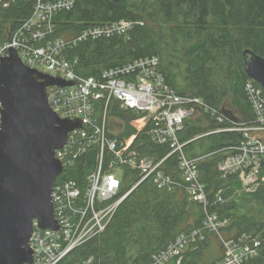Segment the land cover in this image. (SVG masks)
I'll return each mask as SVG.
<instances>
[{
	"label": "trees",
	"instance_id": "obj_1",
	"mask_svg": "<svg viewBox=\"0 0 264 264\" xmlns=\"http://www.w3.org/2000/svg\"><path fill=\"white\" fill-rule=\"evenodd\" d=\"M0 1L1 45L32 15L37 0ZM73 2V7L55 15L53 37L68 39L87 28L120 20L144 22L127 35L88 37L66 49L63 55L77 61L78 74L99 77L104 70L157 56L167 83L178 94L201 97L219 114L224 108H234L239 123L255 119L246 92L250 78L243 52L251 49L264 57V0ZM113 111L125 115L117 107ZM235 126L229 117L219 121L212 112H202L197 118L186 120L180 139L186 143L188 157L201 158L199 170L208 208L223 223L221 235L228 239L249 235L259 240L257 254L247 264H264V161L259 186L254 191L246 190L238 173L223 176L219 171V163L236 154L235 148L245 139L240 131L223 130ZM260 135L264 137V133ZM118 137L136 145L142 155L159 159L169 152L167 145L151 143L136 124L125 122ZM97 153L98 148H92L79 156L65 170L61 181L75 180L83 185L86 174L96 166ZM166 164L178 176L176 156H171ZM124 173L119 197L130 192L104 231L73 249L58 264H80L91 257L92 264H146L181 232L202 227L205 206L194 201L185 189L158 188L153 178L138 184L141 178L136 170L127 168ZM56 182H60L58 178ZM205 235V240L188 246L180 264H215L221 259L213 254L204 259V249L211 245L210 236L218 237L211 231Z\"/></svg>",
	"mask_w": 264,
	"mask_h": 264
},
{
	"label": "built area",
	"instance_id": "obj_2",
	"mask_svg": "<svg viewBox=\"0 0 264 264\" xmlns=\"http://www.w3.org/2000/svg\"><path fill=\"white\" fill-rule=\"evenodd\" d=\"M73 4V0H37L32 15L23 26L0 45V61L8 55L10 48H14L27 66L75 82L71 86L48 87L49 103L58 116L80 119L83 124V127L72 130L66 145L55 152L63 163L62 173L87 150L98 148L96 166L86 174L83 185L68 179L54 185L52 196L59 229L42 228L34 219L30 240L34 264H58L73 249L104 231L130 192L119 197L127 168L139 173L141 179L138 184L153 178L158 188L168 191L185 189L194 201L205 206L202 227L181 232L146 264H180L188 246L205 240L207 231L215 232L223 247V255L215 264H247L257 254L260 241L249 235L230 239L221 235L223 223L208 208L205 184L199 170L201 158L188 157L186 143L180 139V132L189 118H197L202 112H212L219 121L228 119V116L223 111L219 114L201 97L178 94L167 83L157 56L104 70L99 77L78 74L75 71L77 61L68 60L63 55L66 49L88 37L97 39L115 34L127 35L136 25H143L144 22L120 20L87 28L68 39L53 37L55 15L70 9ZM246 92L255 119L251 123L235 122V127L223 129L240 131L245 139L235 148L236 154L219 163V171L223 176L238 173L246 190L254 191L259 186L264 161V137L260 135L264 133V88L250 78L246 83ZM116 107L141 114L142 118L134 124L139 126L140 131H145L151 143L167 145L169 152L159 159L142 155L136 145L119 139L125 123L116 117L113 111ZM2 110L0 99V132ZM173 155L177 158L178 176L170 172L166 164ZM117 171H121L120 177ZM92 263L91 257L80 264Z\"/></svg>",
	"mask_w": 264,
	"mask_h": 264
},
{
	"label": "water",
	"instance_id": "obj_3",
	"mask_svg": "<svg viewBox=\"0 0 264 264\" xmlns=\"http://www.w3.org/2000/svg\"><path fill=\"white\" fill-rule=\"evenodd\" d=\"M243 55L247 75L264 88V57L251 49ZM74 83L27 66L14 48L0 61V264H34V219L59 229L52 192L64 166L55 152L83 124L58 116L48 87ZM222 111L239 122L232 110Z\"/></svg>",
	"mask_w": 264,
	"mask_h": 264
},
{
	"label": "rangeland",
	"instance_id": "obj_4",
	"mask_svg": "<svg viewBox=\"0 0 264 264\" xmlns=\"http://www.w3.org/2000/svg\"><path fill=\"white\" fill-rule=\"evenodd\" d=\"M0 5H2V2H0ZM232 110L236 113V115H238V112L236 109L232 108ZM121 111H123L122 113H124L125 115H121L118 112H116L115 115H116V117L121 118L124 121V123L128 122L129 124H134L137 122V120L142 118L141 114H136V113L129 111V110H121ZM117 133L119 134V131H117ZM150 156H153V155H150ZM67 169H69V168H67ZM67 169H66V171H67ZM66 171H64V172H66ZM63 174L64 173H62L58 177V181L62 180L61 177L63 176ZM117 175L120 177L121 171H117ZM210 237L212 238L211 239V245L204 249V252L206 253V256H204V259L208 258V256L212 255V254L214 256L221 257L223 255V247H222L220 239L217 236H210ZM197 247H198V245L194 246L195 249H197Z\"/></svg>",
	"mask_w": 264,
	"mask_h": 264
}]
</instances>
